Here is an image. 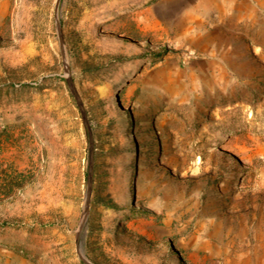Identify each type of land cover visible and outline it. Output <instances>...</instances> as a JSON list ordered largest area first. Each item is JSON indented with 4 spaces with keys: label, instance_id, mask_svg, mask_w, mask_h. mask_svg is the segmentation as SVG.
<instances>
[{
    "label": "rangeland",
    "instance_id": "374dc122",
    "mask_svg": "<svg viewBox=\"0 0 264 264\" xmlns=\"http://www.w3.org/2000/svg\"><path fill=\"white\" fill-rule=\"evenodd\" d=\"M89 132L91 264H264V0H0V264H85Z\"/></svg>",
    "mask_w": 264,
    "mask_h": 264
},
{
    "label": "water",
    "instance_id": "95a60500",
    "mask_svg": "<svg viewBox=\"0 0 264 264\" xmlns=\"http://www.w3.org/2000/svg\"><path fill=\"white\" fill-rule=\"evenodd\" d=\"M60 41H61V36H60ZM62 44V42H61ZM64 65L65 67L67 68V62L64 58ZM67 70V69H66ZM66 78H67V81L69 83V86H70V89H71V92L73 93V96L74 98L76 99V102L81 110V113H82V117H83V120H84V123L89 131V126H88V122H87V119H86V116H85V113H84V110H83V107L81 105V102H80V99H79V96L75 90V87L73 85V82L68 74V72L66 71ZM89 151H90V163H89V172H88V181H87V190H86V200H85V212H84V217H83V220H82V223H81V226H80V229L78 231V236H77V239H76V249H77V253L80 257V259L85 263V264H91L86 258L85 256L83 255V251H82V244H81V241L79 239L80 237V232H81V229H82V226L87 218V215H88V211H89V204H90V197H91V190H92V177H93V148H92V139H91V134L89 132Z\"/></svg>",
    "mask_w": 264,
    "mask_h": 264
},
{
    "label": "bare ground",
    "instance_id": "6f19581e",
    "mask_svg": "<svg viewBox=\"0 0 264 264\" xmlns=\"http://www.w3.org/2000/svg\"><path fill=\"white\" fill-rule=\"evenodd\" d=\"M152 142H153V140H152Z\"/></svg>",
    "mask_w": 264,
    "mask_h": 264
}]
</instances>
